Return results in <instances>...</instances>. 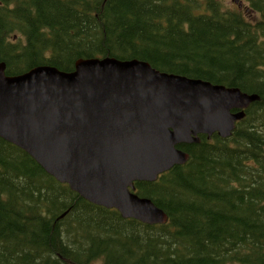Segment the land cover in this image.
Listing matches in <instances>:
<instances>
[{"label":"trees","instance_id":"1","mask_svg":"<svg viewBox=\"0 0 264 264\" xmlns=\"http://www.w3.org/2000/svg\"><path fill=\"white\" fill-rule=\"evenodd\" d=\"M242 1L248 12L223 0H0L7 75L136 59L260 97L230 138L180 145L186 164L135 184L166 225L88 202L0 137V264H264V0Z\"/></svg>","mask_w":264,"mask_h":264},{"label":"water","instance_id":"2","mask_svg":"<svg viewBox=\"0 0 264 264\" xmlns=\"http://www.w3.org/2000/svg\"><path fill=\"white\" fill-rule=\"evenodd\" d=\"M259 100L136 59H80L71 73L43 65L16 76L1 63L0 137L88 202L166 225L167 213L135 183L186 164L190 156L178 147L201 135L230 138Z\"/></svg>","mask_w":264,"mask_h":264},{"label":"rangeland","instance_id":"3","mask_svg":"<svg viewBox=\"0 0 264 264\" xmlns=\"http://www.w3.org/2000/svg\"><path fill=\"white\" fill-rule=\"evenodd\" d=\"M223 2L225 3V6L226 7H230V8H235V7L239 6L240 3H242L241 1L238 2L237 0H223ZM246 6H247V4H245L243 2L242 9L245 10V11L247 10L246 9ZM246 12H248V11H246ZM250 14H251V16H253V17L256 18V15L255 14H253V13H250Z\"/></svg>","mask_w":264,"mask_h":264}]
</instances>
